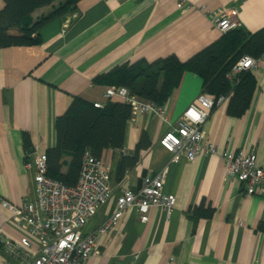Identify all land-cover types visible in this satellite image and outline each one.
<instances>
[{
  "label": "crops",
  "instance_id": "0c3cea01",
  "mask_svg": "<svg viewBox=\"0 0 264 264\" xmlns=\"http://www.w3.org/2000/svg\"><path fill=\"white\" fill-rule=\"evenodd\" d=\"M60 1L36 9L32 22L52 12ZM80 0L76 11L58 17L40 33L42 42L0 48V264H27L4 243L19 242L12 212L2 204L22 206L34 196L35 171L27 167L25 134L34 153L57 143L56 119L75 97L104 102L109 84L95 78L139 60L176 55L181 61L218 41L224 33L211 15L221 7L237 11L240 28L264 29V0ZM0 0V11L4 8ZM254 89L240 115L228 112L230 96L216 104L205 129L217 153L193 161L172 160L160 139L205 90L203 78L186 71L165 102L166 117L134 114L127 123L123 149H106L101 160L110 169L113 196L85 226L96 232L118 210L125 187L140 190L146 176L169 168L165 192L175 196L170 217L155 206L148 222L135 208L125 211L114 230L100 238L87 264H264V186L247 196L241 181L228 176L223 152H255L264 165V59L249 71ZM114 98L112 102L119 101ZM152 145L141 151L137 166L122 181L116 167L123 154L133 155L143 135ZM32 159V158H31ZM71 156L63 157V171ZM205 200L212 217L191 211ZM203 209V210H204Z\"/></svg>",
  "mask_w": 264,
  "mask_h": 264
},
{
  "label": "built area",
  "instance_id": "2783aa9c",
  "mask_svg": "<svg viewBox=\"0 0 264 264\" xmlns=\"http://www.w3.org/2000/svg\"><path fill=\"white\" fill-rule=\"evenodd\" d=\"M178 7L188 9L190 5L187 0H178ZM236 16V10L225 7L211 15L215 26L223 33L240 26ZM261 59L264 55L260 58L244 55L227 73V79L238 83L242 74L257 66ZM104 96V102L94 103L96 107L104 108L109 101L119 98L132 106L134 114L166 117L164 106L132 94L127 87L109 86ZM226 99L227 96L216 99L204 90L196 102L170 124L160 145L172 154L173 161H193L200 155L217 153L204 126L216 104ZM222 156L228 176L241 181L245 195H254L264 186V165L259 163L255 152L226 151ZM28 158L27 167L35 171L33 198H26L22 206L2 201L11 210L12 222L21 234L19 242L6 241L5 248L15 256L25 258L27 264H87L99 246L100 238L116 228L127 209L135 208L143 222H148L155 206L161 207L168 217L175 209V196L165 192L169 174V168L165 167L146 176L140 190L125 187L115 214L96 232L87 234L84 230L87 223L113 196L110 169L89 150L84 156L77 185L69 186L49 176L47 153L32 152Z\"/></svg>",
  "mask_w": 264,
  "mask_h": 264
},
{
  "label": "trees",
  "instance_id": "16d2710c",
  "mask_svg": "<svg viewBox=\"0 0 264 264\" xmlns=\"http://www.w3.org/2000/svg\"><path fill=\"white\" fill-rule=\"evenodd\" d=\"M60 1L49 14L32 22V13L43 6ZM80 0H4L0 11V48L30 46L42 42L41 29L52 20L76 11ZM244 55L260 58L264 55V29L249 33L240 28L224 33L215 43L207 46L187 61L176 55L154 61L139 60L114 68L95 78V82L111 86L127 87L132 94L164 106L174 89L180 84L186 71L200 75L204 89L219 99L230 96L228 112L240 115L249 107L254 89L249 71L242 74L238 83L227 79V73ZM132 106L123 100L109 101L104 108L80 97H75L67 112L56 119L57 143L48 149V174L69 186L77 185L84 156L87 151L101 158L108 148L123 149L127 123L132 117ZM26 154L34 152L31 138L25 134ZM152 141L145 132L133 155L123 154L117 163L116 179L122 181L140 161L141 151L149 148ZM68 154L71 162L63 171V157ZM205 200L191 211L194 217H212L214 208H205ZM204 209V210H203Z\"/></svg>",
  "mask_w": 264,
  "mask_h": 264
}]
</instances>
